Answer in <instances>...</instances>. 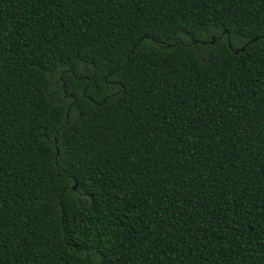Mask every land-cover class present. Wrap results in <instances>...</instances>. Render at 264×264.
I'll list each match as a JSON object with an SVG mask.
<instances>
[{
    "label": "trees",
    "instance_id": "1",
    "mask_svg": "<svg viewBox=\"0 0 264 264\" xmlns=\"http://www.w3.org/2000/svg\"><path fill=\"white\" fill-rule=\"evenodd\" d=\"M0 264H264V0H0Z\"/></svg>",
    "mask_w": 264,
    "mask_h": 264
},
{
    "label": "water",
    "instance_id": "2",
    "mask_svg": "<svg viewBox=\"0 0 264 264\" xmlns=\"http://www.w3.org/2000/svg\"><path fill=\"white\" fill-rule=\"evenodd\" d=\"M256 40H252V42H255ZM213 40H211L210 41V44H213ZM203 44H205V42L203 43ZM244 50V47H242V48H240L239 50H236V51H234L235 52V54H237L238 53V51H243ZM76 189V186H74L73 187V190H75Z\"/></svg>",
    "mask_w": 264,
    "mask_h": 264
}]
</instances>
